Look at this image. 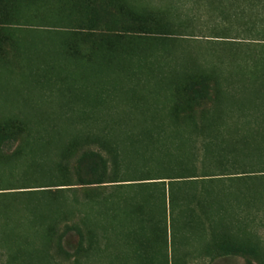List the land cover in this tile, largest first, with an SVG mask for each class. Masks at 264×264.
<instances>
[{
    "label": "rangeland",
    "instance_id": "374dc122",
    "mask_svg": "<svg viewBox=\"0 0 264 264\" xmlns=\"http://www.w3.org/2000/svg\"><path fill=\"white\" fill-rule=\"evenodd\" d=\"M261 263L264 0H0V264Z\"/></svg>",
    "mask_w": 264,
    "mask_h": 264
},
{
    "label": "trees",
    "instance_id": "16d2710c",
    "mask_svg": "<svg viewBox=\"0 0 264 264\" xmlns=\"http://www.w3.org/2000/svg\"><path fill=\"white\" fill-rule=\"evenodd\" d=\"M109 175L108 163L102 155L91 152L80 157L77 177L82 184L104 183V180H107Z\"/></svg>",
    "mask_w": 264,
    "mask_h": 264
}]
</instances>
